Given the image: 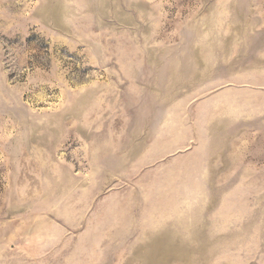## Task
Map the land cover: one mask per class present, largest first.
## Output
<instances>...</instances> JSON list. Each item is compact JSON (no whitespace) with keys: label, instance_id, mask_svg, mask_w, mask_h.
<instances>
[{"label":"rangeland","instance_id":"1","mask_svg":"<svg viewBox=\"0 0 264 264\" xmlns=\"http://www.w3.org/2000/svg\"><path fill=\"white\" fill-rule=\"evenodd\" d=\"M0 264H264V0H0Z\"/></svg>","mask_w":264,"mask_h":264}]
</instances>
